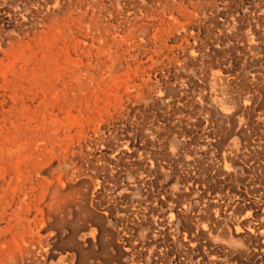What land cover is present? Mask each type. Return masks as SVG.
I'll list each match as a JSON object with an SVG mask.
<instances>
[{
	"label": "rangeland",
	"instance_id": "rangeland-1",
	"mask_svg": "<svg viewBox=\"0 0 264 264\" xmlns=\"http://www.w3.org/2000/svg\"><path fill=\"white\" fill-rule=\"evenodd\" d=\"M0 264H264V0H0Z\"/></svg>",
	"mask_w": 264,
	"mask_h": 264
}]
</instances>
